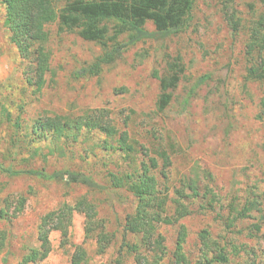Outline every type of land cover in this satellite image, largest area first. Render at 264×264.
Instances as JSON below:
<instances>
[{
  "label": "rangeland",
  "instance_id": "obj_1",
  "mask_svg": "<svg viewBox=\"0 0 264 264\" xmlns=\"http://www.w3.org/2000/svg\"><path fill=\"white\" fill-rule=\"evenodd\" d=\"M69 1L52 0L58 10ZM193 1L182 33L160 42L139 43L93 77L77 73L95 62L101 47L83 41L76 33H59L56 24L47 26L50 73L40 93L26 82L29 63L9 42L0 1V165L14 171L81 172L106 188V171L121 164L114 155L101 150L87 155L89 144L67 147L62 143L58 147L64 154L50 155L53 147L25 142L37 119L109 111L120 128L126 124L131 138L151 156L158 150L166 152L171 162L166 170L170 187L179 188L184 179L197 185L199 197L189 200L191 214L177 225L158 228L165 241L164 264H170L180 226L186 229L184 253L192 262L201 257L199 237L207 232L218 244L217 251L227 257V264H264V86L246 78L251 65L246 56L249 27L263 15L264 7L261 0ZM231 18L238 22L236 32ZM145 29L154 30L151 23ZM177 58L184 72L171 92L169 106L159 112L155 74L166 77L167 64ZM7 113L11 122L5 119ZM18 117L20 129L13 124ZM37 148L41 150L32 157ZM119 196L117 200L104 191L0 172V210L8 199L9 216L17 215L16 201L26 199L22 213L12 220H0V232L6 234L0 264H18L26 248L37 246L40 218L82 197L97 207V219L111 238L108 249L97 252L96 240L85 238L83 215L75 214L67 242L63 244L57 232L50 234L51 253L40 264H70L77 247L87 253L86 264H133L123 246L134 244L135 239L123 229L135 202L123 191ZM248 203L254 209L230 226L236 211ZM255 226L261 227L259 232ZM217 254L212 251L208 257Z\"/></svg>",
  "mask_w": 264,
  "mask_h": 264
},
{
  "label": "trees",
  "instance_id": "obj_2",
  "mask_svg": "<svg viewBox=\"0 0 264 264\" xmlns=\"http://www.w3.org/2000/svg\"><path fill=\"white\" fill-rule=\"evenodd\" d=\"M5 11L4 25L9 32V42L15 46L19 57L29 63V71L24 72L27 84L40 93L45 86V77L50 73V52L46 46L49 34L47 26L56 24L59 33H76L85 42L95 43L102 49V54L93 64L81 69L79 77L97 76L104 67L113 64L129 48L145 41L160 42L176 37L186 28L193 10V0H71L58 10L52 0H0ZM264 7V0H261ZM234 31L238 22L229 20ZM147 23L153 26V32L145 29ZM246 56L251 62L247 69V80L256 81L264 86V13L249 27V39ZM180 59L167 64V76L155 78L159 83L160 96L156 108L163 112L171 102V92L175 90L183 74ZM6 112V111H4ZM5 119L11 122L7 113ZM14 128L20 129L21 120L16 118ZM125 127L120 126L106 110H88L78 116H60L40 118L29 128V140L26 144H47L53 147L50 155L60 152V143L67 147L77 144H89L87 155L101 150L114 155L121 162L113 171H106L105 188L90 176L81 172L58 171L51 174L44 170L14 171L0 165V172L8 176H25L44 182L72 184L84 187L87 191L102 192L120 200L123 191L135 202L134 212L125 218L124 233L135 239L134 244H124L133 264H164L166 248L164 238L158 233L160 226L177 225L191 214V203L199 197L194 180L184 179L180 187H170L167 169L171 166L165 151L158 150L151 156L144 145L131 138ZM37 148L32 157L36 156ZM161 163V165H160ZM173 196V197H172ZM2 203V201H1ZM26 199L16 201L18 215L22 213ZM0 220H12L9 216L10 203L3 201ZM255 205L248 203L240 212L236 211V220L245 219ZM75 214L84 217L86 239L96 240L97 252L103 254L109 247L111 238L97 219V207L86 197L71 205L43 215L36 228L35 247H28L18 264H40L51 253L50 234L57 232L62 243L67 242V235ZM264 227V224L261 226ZM260 226H255L259 232ZM203 252L198 261L192 262L184 253L187 232L179 227L175 249L170 264H227L228 259L219 249L218 244L209 238L207 232L200 234ZM6 234L0 232V248H3ZM218 254L211 259L208 254ZM88 255L82 247L74 251L70 264H86Z\"/></svg>",
  "mask_w": 264,
  "mask_h": 264
}]
</instances>
